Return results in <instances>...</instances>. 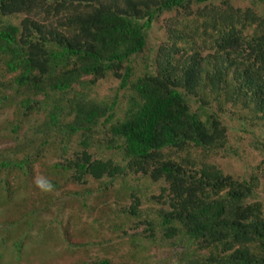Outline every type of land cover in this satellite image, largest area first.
<instances>
[{
  "label": "trees",
  "instance_id": "obj_1",
  "mask_svg": "<svg viewBox=\"0 0 264 264\" xmlns=\"http://www.w3.org/2000/svg\"><path fill=\"white\" fill-rule=\"evenodd\" d=\"M0 113L14 194L129 198L90 264H264V0H0Z\"/></svg>",
  "mask_w": 264,
  "mask_h": 264
},
{
  "label": "rangeland",
  "instance_id": "obj_2",
  "mask_svg": "<svg viewBox=\"0 0 264 264\" xmlns=\"http://www.w3.org/2000/svg\"><path fill=\"white\" fill-rule=\"evenodd\" d=\"M116 85L114 79H102L94 86V94H110ZM5 118H11V114L0 113L1 122ZM246 142L244 139L238 158L222 162L225 169L241 173L249 170L251 164L264 161V155L247 147ZM5 145L6 140L0 137V149ZM43 171L36 170L34 182L42 178ZM6 180H10V184ZM0 188L3 191L0 196V264H90L102 258L118 263L119 256L127 250L121 236L109 228L108 221L113 220L111 213L121 204L129 203V198L120 197L119 205V199L109 190V201L94 211L92 207L84 208L77 196L60 201L61 195L55 193L54 200L42 202V193L34 186L27 192L14 194L12 179L4 178V173L0 174ZM60 207L62 211L58 210ZM34 210L33 220L24 223L22 215Z\"/></svg>",
  "mask_w": 264,
  "mask_h": 264
},
{
  "label": "clouds",
  "instance_id": "obj_3",
  "mask_svg": "<svg viewBox=\"0 0 264 264\" xmlns=\"http://www.w3.org/2000/svg\"><path fill=\"white\" fill-rule=\"evenodd\" d=\"M35 183L36 186L41 190L44 191L46 193H50L53 192L54 189V185L52 184L51 181L45 179V178H36L35 179Z\"/></svg>",
  "mask_w": 264,
  "mask_h": 264
}]
</instances>
